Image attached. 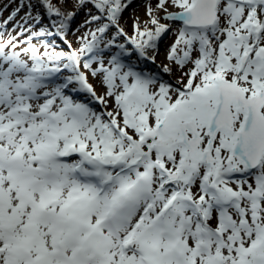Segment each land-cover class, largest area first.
Segmentation results:
<instances>
[{"label":"snow or ice","instance_id":"1","mask_svg":"<svg viewBox=\"0 0 264 264\" xmlns=\"http://www.w3.org/2000/svg\"><path fill=\"white\" fill-rule=\"evenodd\" d=\"M129 3L0 22V264H264V0H157L131 36ZM169 33L179 87L131 63Z\"/></svg>","mask_w":264,"mask_h":264},{"label":"rangeland","instance_id":"2","mask_svg":"<svg viewBox=\"0 0 264 264\" xmlns=\"http://www.w3.org/2000/svg\"><path fill=\"white\" fill-rule=\"evenodd\" d=\"M65 5H66L67 11L72 10L71 8L72 7L71 5H73L72 3H67ZM156 5H157V0H130L129 6L123 11L122 17H121V20H123L124 24H127V27H128V31L124 30V32L127 33L128 36L133 35L134 34L133 32L134 22L138 24L141 29L145 27H151V25L148 23L149 16L147 14V10L149 7H151L153 10L152 14L157 16L158 18H161V23H164L165 21L162 19L164 13L161 10H158L156 8ZM17 7H18V4L14 6V4L11 3L9 5V9H6L4 19L7 18V16ZM168 11L173 12L175 11V9L169 7ZM83 20L78 22V24L75 25L74 27H72L71 28L72 31L69 32L70 37L73 40V42H75L76 46H77V37L80 36L84 32V29L80 27ZM13 23H15V21ZM8 31L9 32L12 31V25H9ZM12 35H15V34H12ZM5 36H7V33H5ZM21 39H23V37H21ZM123 39L125 38L123 37ZM174 39H175V36L173 33H169L165 37H163L162 41L159 42L157 49L153 50L152 52V56H154V62L151 59L140 60L137 57H133L131 63L136 65L138 68L142 69L144 72H148V74L149 73L152 74L157 80H159L160 78H163L164 79L163 82L165 80L166 81L168 80L170 81L169 84L173 86L174 85L177 87L181 86L178 84V81L181 79L182 72L178 68H173V71L171 74L165 73L163 71V68L166 64H168L170 67L172 66L170 62H168L165 59V57H166L168 48L173 43ZM186 70L187 69H185V71ZM89 83H92L96 87L98 94L102 92V89L100 88L98 81L94 79L90 80L89 78ZM76 99L81 100L85 103H89L90 107H92L94 110H97V111L101 110L100 106L98 107V104L91 102V98L83 93L77 96ZM110 108H111V105H109V109Z\"/></svg>","mask_w":264,"mask_h":264},{"label":"trees","instance_id":"3","mask_svg":"<svg viewBox=\"0 0 264 264\" xmlns=\"http://www.w3.org/2000/svg\"><path fill=\"white\" fill-rule=\"evenodd\" d=\"M13 1H16V0H6V1H4V2L2 3V5H1L2 9L7 8V7H8V4L11 3V2H13ZM18 1H19V3H20V0H18ZM33 3H35V0H33ZM71 6H72V7H71L72 10H74V9H73V5H71ZM26 11H27V7H25V9L22 10V11L20 12L19 16H18L16 19L19 20L20 17H22V16L25 15V12H26ZM62 11H66V8L64 7V5H63V8H62ZM32 14H33V15L36 14V9H35V8H33V10H32ZM85 15H86V10H85V11H80V12H79V17H80V19H84ZM0 18H2V17H0ZM48 23H50V20H46V21H45V25H47ZM74 23H75V21H73L72 25H74ZM72 25H71V27H72ZM120 26L123 28V30H125V31L127 30V31H128L127 24H124L123 20H120ZM69 36H70V35H69V32H68V34H67V40L72 44L73 47H75L74 42L69 38ZM117 40H118L119 43H124V42H125V40L123 39V37H117ZM47 42H48V41L46 40L45 43H47ZM51 42H52L56 47H60L61 49L67 51V45H65L61 40H59V39H55V40H52Z\"/></svg>","mask_w":264,"mask_h":264},{"label":"bare ground","instance_id":"4","mask_svg":"<svg viewBox=\"0 0 264 264\" xmlns=\"http://www.w3.org/2000/svg\"><path fill=\"white\" fill-rule=\"evenodd\" d=\"M160 79H161V81L164 80L163 78H160ZM160 79H159V80H160ZM169 82H170V81H168V80L166 81V80H165V83H168V84H169ZM174 86H175V85H174Z\"/></svg>","mask_w":264,"mask_h":264}]
</instances>
